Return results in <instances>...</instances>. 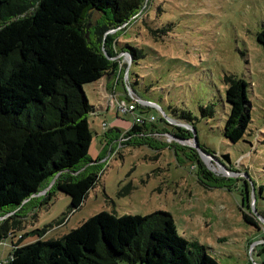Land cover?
Masks as SVG:
<instances>
[{
    "label": "rangeland",
    "instance_id": "1",
    "mask_svg": "<svg viewBox=\"0 0 264 264\" xmlns=\"http://www.w3.org/2000/svg\"><path fill=\"white\" fill-rule=\"evenodd\" d=\"M71 3L56 0L48 8V28L65 19ZM138 14L135 22L102 39L142 50L143 56L130 65L129 82L137 97L159 108L137 100L123 70L116 80L112 77L103 99L96 82L84 84L89 103H104L106 109L88 115L90 164L73 175L96 171L97 181L78 208H70L69 195L58 189L44 201L56 185L52 177L21 205L1 212L0 225L7 220L14 225L11 215L17 222L16 236L0 242V262L12 242L57 238L105 210L118 216L168 212L178 234L203 245L219 264H264V50L256 40L264 25V0H147ZM85 18L91 31L100 15L91 11ZM225 74L247 82L251 120L235 143L223 135L230 108ZM120 99L127 105L136 101L134 113L155 119L130 132L132 114L115 110ZM204 109L212 113L203 115ZM168 118L195 126L198 145L185 124L184 134L174 136ZM102 120L121 131L106 136Z\"/></svg>",
    "mask_w": 264,
    "mask_h": 264
},
{
    "label": "trees",
    "instance_id": "2",
    "mask_svg": "<svg viewBox=\"0 0 264 264\" xmlns=\"http://www.w3.org/2000/svg\"><path fill=\"white\" fill-rule=\"evenodd\" d=\"M55 1L0 0V213L21 205L52 177L57 182L44 201L58 189L69 195L70 208H78L97 181L96 171L73 175L84 163L90 164L88 115L105 110L89 103L84 84L126 70V85L135 95L129 82L130 65L143 56L142 50L118 41L104 44L102 35L135 22L147 0H72L65 19L48 28V8ZM89 9L100 15L91 31L85 18ZM256 40L264 50V25ZM223 80L230 105L223 135L235 143L243 138L251 120L247 82L232 74H225ZM201 113L208 115L212 110ZM168 119L174 122L176 137H181L176 132L184 134L185 125L196 131L180 118ZM144 124H132L129 131L137 133ZM115 130L103 133L117 135ZM194 137L197 142L195 133ZM243 218L255 224L245 212ZM9 219L14 225L8 220L0 225V242L16 236V217ZM120 260L219 264L203 245L178 234L168 212L118 216L105 210L57 238L22 245L12 242L0 264H119Z\"/></svg>",
    "mask_w": 264,
    "mask_h": 264
},
{
    "label": "built area",
    "instance_id": "3",
    "mask_svg": "<svg viewBox=\"0 0 264 264\" xmlns=\"http://www.w3.org/2000/svg\"><path fill=\"white\" fill-rule=\"evenodd\" d=\"M123 73H124V79H126L127 78V72H126V70H124ZM116 75H117V72L114 75H112L115 80H116ZM127 89L129 90V88H127ZM137 100L139 102H141L142 104H144V103L152 104V103H149V102H147L145 100H142L140 98H137ZM128 103L129 104L127 105L126 102L123 99H120V102L117 103V106L115 107V110H116L117 113L119 112V110H121L122 112L131 113L132 116H133L132 124L140 125L141 123H145L146 121H153L155 119V117L153 115H151V114H149L147 116H143L141 114L134 113L135 110H137V108L139 107V105L137 104L136 101L135 102L130 101ZM100 125H101L103 131L106 130V129H108V124H107V122L105 120H102L101 123H100Z\"/></svg>",
    "mask_w": 264,
    "mask_h": 264
},
{
    "label": "crops",
    "instance_id": "4",
    "mask_svg": "<svg viewBox=\"0 0 264 264\" xmlns=\"http://www.w3.org/2000/svg\"><path fill=\"white\" fill-rule=\"evenodd\" d=\"M112 75H108V76H105V77H103V78H101L99 81H97L96 82V84H97V92H98V94H99V97H101V99H103L102 98V95L104 94V91H106V90H109L110 89V85H111V83H112ZM124 85V84H123ZM99 107H101V108H105V106H104V103H103V105H100ZM106 109V108H105ZM114 128V127H113ZM116 132H118V131H121V130H119L118 128H116V130H115ZM110 140V139H109ZM107 141V140H106Z\"/></svg>",
    "mask_w": 264,
    "mask_h": 264
},
{
    "label": "water",
    "instance_id": "5",
    "mask_svg": "<svg viewBox=\"0 0 264 264\" xmlns=\"http://www.w3.org/2000/svg\"><path fill=\"white\" fill-rule=\"evenodd\" d=\"M91 11H92V9H89V10H88V13H91ZM194 133H195V132H194ZM194 139H195V143H196V145H197L196 138L194 137Z\"/></svg>",
    "mask_w": 264,
    "mask_h": 264
}]
</instances>
